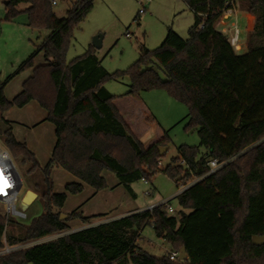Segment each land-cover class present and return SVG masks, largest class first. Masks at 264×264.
<instances>
[{"label": "trees", "instance_id": "16d2710c", "mask_svg": "<svg viewBox=\"0 0 264 264\" xmlns=\"http://www.w3.org/2000/svg\"><path fill=\"white\" fill-rule=\"evenodd\" d=\"M185 2L195 14L188 38L169 26L160 46L149 49L141 44L138 59L126 70L114 72L100 64L93 46L66 59L74 29L89 15L94 0L73 1L63 18L54 12L52 0L5 4V20L25 12L31 28L50 31L14 74L33 67L41 51L46 63L35 67L12 100L4 88L14 74L0 83V139L13 156L31 163L29 172L42 174V183L34 186L44 211L23 225V240L62 233L69 221L89 223L95 217L76 210L61 217L67 193L55 191L54 168L66 169L98 191L107 188L102 172L110 170L133 197V183L151 181L161 170L168 131L144 144L141 127L154 123L152 113L132 126L114 102L119 97L139 98L143 90H165L188 106V126L196 127L206 152L200 155L199 146L183 144L179 155L162 169L177 184L193 182L177 195L181 206L177 214L175 209L170 213L164 202L0 256V264H264V245L253 241L254 235L264 234V0ZM239 3L256 16L244 53L217 27L224 11ZM124 76L131 80L127 93L119 96L106 88V81ZM33 99L56 126L57 142L44 167L27 144L17 140L3 115ZM125 109L135 107L129 104ZM212 158L223 165L209 173ZM66 190L78 194L84 184L71 182ZM11 221L4 209L0 247ZM149 225L172 249L180 252L184 247L187 258L172 259L169 253L159 257L141 247L138 240Z\"/></svg>", "mask_w": 264, "mask_h": 264}, {"label": "rangeland", "instance_id": "374dc122", "mask_svg": "<svg viewBox=\"0 0 264 264\" xmlns=\"http://www.w3.org/2000/svg\"><path fill=\"white\" fill-rule=\"evenodd\" d=\"M56 1L57 3L53 4V10L58 17L63 18L66 17L68 9L75 0ZM244 8V4L239 3L237 5L238 11L233 13L230 20L235 22L240 29L241 43H244L246 37V21L241 16V11L245 10ZM5 14L4 0H0V68L4 67L7 69L10 66V58L15 55L17 47L13 39L15 34L8 29L10 27H21V24L28 22L26 21L28 20V15L22 12L15 20L7 21L5 20ZM138 14L139 19H137ZM249 18L252 26L253 18ZM224 19L222 18L220 21ZM193 21V14L185 0H94V6L89 15L79 27L74 29L73 37L67 48L66 59L70 61L74 57L84 54L92 44L93 38L98 34H102V45L100 48H95V52L102 60L103 67L109 72L126 70L140 56L141 44H144L149 49L157 48L163 42L170 25L176 31L178 30L180 33L177 32L182 37L188 38L189 27ZM225 23L228 24L226 20ZM26 29L27 35L24 36V41L29 50L32 51L34 48L33 41L37 42V39L41 41L47 35L48 30ZM231 33L232 30L228 31V35H231ZM40 34L41 36L38 37ZM159 73L162 78H167L163 69H160ZM130 83V78L124 76L123 78L106 81L105 86L110 91L112 90L115 95H121L129 91ZM140 95L151 109L154 119V123H148V126L141 127V141L144 144L151 143L160 137L164 130L168 131L170 140L162 152L164 153L167 149L163 160L160 162L161 170L153 175L148 183H145L144 180L133 183L135 192L133 201L136 207H150L168 202L176 210L175 213L177 214V211L181 209L177 195L180 193L182 185L186 184L182 182L177 184L162 169L171 163L173 157L179 155V146L183 144L199 146L200 155H203L206 149L200 146V137L196 127L188 126L189 108L185 103L171 97L163 89L143 90ZM0 143L5 145L1 139ZM13 157L23 179L22 203L19 207L26 212L27 217L20 219L10 216L13 221L7 225L3 241L8 243L20 242L26 244L27 247H31L55 240L59 236L73 230L71 228H76L69 226L62 233H52L32 241L23 240V225H27L33 218L41 215L44 211L39 199V190L34 186L38 182L42 183V174L39 170L29 172L31 163L23 162L21 156ZM29 191L37 194L34 200H29ZM147 191L151 193L147 194ZM72 203L70 201V205ZM122 207L123 204H121ZM3 212L4 206L0 203V213ZM62 214L66 215L68 213L62 210ZM102 220L103 218H100L96 221L102 222ZM84 224H79V228L89 227ZM138 244L151 254L159 257L169 253L170 250H174L165 239L155 234L151 225L143 229Z\"/></svg>", "mask_w": 264, "mask_h": 264}, {"label": "crops", "instance_id": "0c3cea01", "mask_svg": "<svg viewBox=\"0 0 264 264\" xmlns=\"http://www.w3.org/2000/svg\"><path fill=\"white\" fill-rule=\"evenodd\" d=\"M5 1L6 0H4V4ZM191 12L195 20V14L192 10ZM232 15L233 13L230 14L228 18L226 19L223 18L224 20L220 21L217 25L218 29L224 32V28L228 27L231 30L232 25L235 23L230 21ZM241 16L246 21V28H245L246 37L244 43L240 42L241 49L238 50V52L244 53L248 49L250 35L255 29L256 16L247 12L246 10L241 11ZM249 17L253 18L252 26ZM225 20L227 21L228 24L225 23ZM20 26L21 27H13V28L10 27V29H8L14 32L15 35L13 36L14 37L13 39L17 47H16L15 55L12 58H10L11 60L9 62L10 66H8L9 68L7 69H5L4 67L0 68V83L5 81L10 75L14 74L18 69V67L20 66V64L23 61H25L35 51L36 47L40 43H42V41L50 34V31L48 30L47 35L41 41H39V39H37L38 40L37 42L33 41L34 48L31 51L29 50L26 42L24 41V36L27 35L26 28H31V27L28 25V22H24V24H21ZM220 26H222V28H220ZM224 33L228 35V32H224ZM40 36L41 34L38 37ZM91 46L94 47L93 43L90 45V47ZM95 55L100 61V64L103 66L102 60L97 56L96 52ZM45 63H46V58L44 52L41 51L37 53V55L35 56L33 67L27 68L23 71L14 74V76L10 80H8V82L5 84L4 90L7 98L12 100L22 90L23 83L33 75L35 67ZM110 92L114 94L112 90ZM122 95L123 94L119 96ZM114 102L117 105V107L120 109L123 116L132 126L133 123H135L139 117L142 120H144L143 122H145L146 114L148 112L152 113L151 109L149 108V106L147 105V103L145 102V100L141 95L139 96V98H135L132 96L119 97ZM129 104L133 106V108L135 107V110L134 109L128 110L127 112V110L125 109V105H129ZM3 115L4 118L10 122V126L17 140L21 142H25L28 148L35 154L40 165L44 167L51 158L53 149L57 142L56 126L53 122L47 119L48 111L44 107H42L37 100L33 99L22 107L19 106L11 107L9 110L5 111ZM102 175L105 177L108 186L107 188L98 191L92 186L83 182L81 179H79L77 176L67 171L66 169L62 167L54 168L52 171V178L54 180L55 191L67 193V200L62 210L66 213H71L72 211L76 210V211H81L84 216H95L91 219L89 223L84 224V225L92 226L109 221L111 219L125 216L134 211H140L149 208V207L135 206V203L133 201V198L135 197H133L129 193V191L125 188V186H123L120 183L118 177L114 172L110 170H103ZM71 182H81L82 184H84V190L78 194H72L68 192L66 190V185ZM180 192H182V190H180ZM70 201L73 202L71 205H70ZM121 204H123L122 208H121ZM100 218L101 219L103 218L102 222H97L96 220ZM79 224H83V222L79 219L69 221L68 223L69 226L76 227V228H71L73 230H71L70 232L76 231L74 229L77 228L80 229Z\"/></svg>", "mask_w": 264, "mask_h": 264}, {"label": "built area", "instance_id": "2783aa9c", "mask_svg": "<svg viewBox=\"0 0 264 264\" xmlns=\"http://www.w3.org/2000/svg\"><path fill=\"white\" fill-rule=\"evenodd\" d=\"M53 4H56V0H52ZM237 7L227 8L222 18H228L230 14L236 13ZM204 25L202 24L201 27ZM230 29L228 27L224 28V32H228ZM232 33L229 35L230 43L237 49L240 50V30L236 23L232 25ZM129 35V34H128ZM130 36V35H129ZM223 163H220L216 158H212L208 162L210 167L209 173H212L222 167ZM22 180V183H21ZM145 183H148L147 180H144ZM192 183H186L182 185V191L188 188ZM23 188V179L21 174L18 171L14 157L9 150V148L2 143H0V203L3 204L5 212L8 217L15 216L20 219H25L27 217L26 212L21 209L19 206L21 202ZM150 194V191L146 192ZM167 203V202H165ZM156 205H152L149 209H153ZM167 209L170 213L174 212V208L171 204L167 203ZM27 248L24 243H8L4 242V245L0 247V256L10 254L14 251ZM170 257L172 259L179 258L180 252L176 250L169 251Z\"/></svg>", "mask_w": 264, "mask_h": 264}, {"label": "water", "instance_id": "95a60500", "mask_svg": "<svg viewBox=\"0 0 264 264\" xmlns=\"http://www.w3.org/2000/svg\"><path fill=\"white\" fill-rule=\"evenodd\" d=\"M8 3V0L5 1V4ZM102 39H103V35L102 34H98L93 38V45L95 48H100L102 45ZM156 69V68H155ZM3 128H6L5 124L2 123ZM165 150L164 147L161 148V151L163 152ZM29 200H33L35 199V197H37V194L33 191H29ZM62 218H65L66 215L62 214L61 216ZM253 241L256 245H264V234L263 235H254L253 236ZM180 259H186L187 258V253H186V249L183 247L181 248L180 251V255H179Z\"/></svg>", "mask_w": 264, "mask_h": 264}]
</instances>
